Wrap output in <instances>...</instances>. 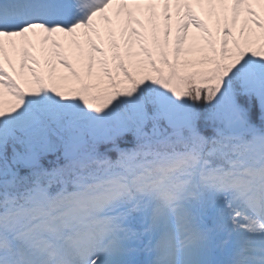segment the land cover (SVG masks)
I'll use <instances>...</instances> for the list:
<instances>
[{"label": "snow or ice", "instance_id": "6c2138e0", "mask_svg": "<svg viewBox=\"0 0 264 264\" xmlns=\"http://www.w3.org/2000/svg\"><path fill=\"white\" fill-rule=\"evenodd\" d=\"M116 2L117 17L129 5L151 14L158 50L157 7L165 45L171 7L183 10L175 62L159 50L158 67L141 40L145 59L126 63L129 42L121 54L113 40V75L92 36L114 0H0V264H264V0ZM193 5L224 15L218 46ZM190 28L203 44L187 51L202 56L181 64ZM81 29L87 75L99 53L107 84L46 85L31 38L56 50L55 34ZM16 52L27 89L5 68Z\"/></svg>", "mask_w": 264, "mask_h": 264}, {"label": "rangeland", "instance_id": "374dc122", "mask_svg": "<svg viewBox=\"0 0 264 264\" xmlns=\"http://www.w3.org/2000/svg\"><path fill=\"white\" fill-rule=\"evenodd\" d=\"M252 7L254 11L261 12V6L253 5ZM118 10L119 4L116 2V0H114V3L110 5L105 12V14L109 17L111 23L99 19V16L97 18H94V22L96 23L99 31V37L95 35L92 36V41L94 43H96L100 47L103 40L102 37L104 35L110 39V41L108 42H112L121 35L124 43L125 41L129 42L130 51L133 54V60L131 62L128 61V63L134 64L136 61L145 59L144 54L140 51V42L141 40H144L145 45L148 47L149 51L153 52L158 67H165L160 62V56L158 54L159 50H163L167 54L169 62H175L174 48L176 27L178 21L183 16V10L181 11V15L177 16L176 7H171L169 15L172 16V19L171 21L167 22L171 26V35L168 38L167 45H165L163 32L165 30L166 22L163 19L162 8L157 7L154 23L156 26L157 38L159 40V50L157 49V46L152 42L151 38L152 24L149 23V17L151 14L144 7L141 6V10L137 11L134 6L129 5L124 9L123 12L120 13L119 17H117L116 13ZM129 11L132 12L131 18L128 17ZM193 11L197 15H199L205 22L206 26L212 34L213 41L216 42L218 46V42L223 37V27L225 23L224 15L219 12V9H217L216 14L209 16L204 7L197 5H193ZM262 15H264V13H262ZM129 19H131V22H129ZM245 19L250 18L246 17L245 13L241 12L235 28L232 29L234 37L239 38V30L243 26ZM136 21H139L140 23H136ZM141 25H143V27H141ZM229 27L231 28L230 22ZM109 29L112 30L114 35H109ZM133 29H135L136 32L140 33L141 35L133 36ZM83 31V29L77 30V33L75 35H66L63 33L55 34L53 36V39H55L61 45V47L56 50L52 49L51 42H49L48 45H41L36 40V38L32 37L31 39L35 46L29 48V53L31 56L36 57V59L39 61V65L46 64V66L44 67L45 69L43 74L41 72V69L37 68L36 65L31 63V61H29V67L35 68L37 73L40 74L43 78L47 77V79L51 82V86L55 84V86L58 87L61 91L69 92L80 87L82 82L100 84L101 88H103L107 84V77H104L101 72L99 65V60L101 59V57L99 53H92V55L95 57L96 62L93 64L92 76L89 77L87 75L86 55L90 50V45L87 43L86 38L82 35ZM256 31L259 32V30ZM202 35L203 34L198 32L195 28H190L188 30V40L185 43L180 54L181 64H183L185 61H195L201 58L202 55L200 57H190L187 49L189 46H192L195 43H199L200 45H202L203 41L202 39H200ZM81 49H83L84 51L83 56L81 55ZM55 51H58L63 55V57L71 65V69L65 68L60 64L59 58L53 54ZM11 59L16 71L13 72L12 68L8 66L7 58L5 60L6 71L12 74L14 78H16L18 82H20L26 89L29 86H34L30 84L32 75L27 71V69L25 70L23 77L19 76V53H12ZM130 71L135 72L136 69L130 67ZM73 72H75L77 75L74 76ZM49 77H51V79ZM119 78L122 79V76ZM26 81L28 83H25ZM8 99L9 98L6 96L5 100L7 101Z\"/></svg>", "mask_w": 264, "mask_h": 264}, {"label": "bare ground", "instance_id": "6f19581e", "mask_svg": "<svg viewBox=\"0 0 264 264\" xmlns=\"http://www.w3.org/2000/svg\"><path fill=\"white\" fill-rule=\"evenodd\" d=\"M193 45H195L196 48H199L201 46L199 43H195ZM67 49H69V48H67ZM188 54L190 55V57H200L202 55V53H200L198 51L188 52Z\"/></svg>", "mask_w": 264, "mask_h": 264}, {"label": "trees", "instance_id": "16d2710c", "mask_svg": "<svg viewBox=\"0 0 264 264\" xmlns=\"http://www.w3.org/2000/svg\"><path fill=\"white\" fill-rule=\"evenodd\" d=\"M126 62H127V60H126ZM113 65H114V63H112V68H113Z\"/></svg>", "mask_w": 264, "mask_h": 264}]
</instances>
